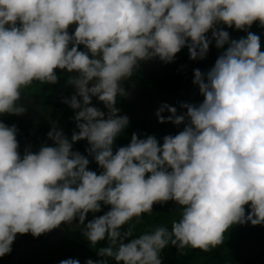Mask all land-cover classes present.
Segmentation results:
<instances>
[{
    "label": "clouds",
    "instance_id": "9594fccd",
    "mask_svg": "<svg viewBox=\"0 0 264 264\" xmlns=\"http://www.w3.org/2000/svg\"><path fill=\"white\" fill-rule=\"evenodd\" d=\"M254 22L264 27V0H0V115L23 114L25 90L55 84L60 70L75 73L74 94L63 102L79 129L69 140L53 122L52 146L21 156L16 126L0 122V257L17 234L39 237L74 221L92 247L107 243L100 259L85 264H163L169 245L209 252L234 225H264V51L249 31ZM220 25L247 35L231 39ZM213 41L223 53L206 73L194 69L203 101L182 104L181 115L167 104L155 113L183 130L162 144L133 133L114 152L129 126L118 99L140 63H171L184 47L202 60ZM93 97L107 113L92 106ZM85 139L99 174L73 151ZM169 201L181 210L170 230L157 226L133 238L130 222ZM102 205L110 210L86 223Z\"/></svg>",
    "mask_w": 264,
    "mask_h": 264
},
{
    "label": "trees",
    "instance_id": "16d2710c",
    "mask_svg": "<svg viewBox=\"0 0 264 264\" xmlns=\"http://www.w3.org/2000/svg\"><path fill=\"white\" fill-rule=\"evenodd\" d=\"M219 27L228 31L231 39H240L247 35L246 32L228 28L225 25ZM254 34L259 35L261 41V51H264V27H260L258 22H254L249 29ZM211 37V33H208ZM227 45L225 46V48ZM225 49H215V42L210 45L209 52L205 59L199 60L198 63L185 75H172L170 82L160 83L151 80L142 75H134L132 80L136 84L139 93L142 95L151 94L158 98V102L173 101L179 103V108H183L182 104L187 103L192 88L195 85L194 69H199L202 73H206L209 65L215 63L219 55L223 53ZM211 52V53H210ZM58 81L55 84H41L34 82V84L25 90V96L37 98L43 102L51 103L54 110V118L59 127L64 131L65 135L71 140L73 132L79 131L76 127V121L74 119L75 111L71 109L64 102H53L56 98L59 88L68 80V73L57 70ZM92 106L95 104L92 101ZM117 106L120 108V115H127L129 118V126L120 134L116 141L117 145L127 146L130 143L131 135L133 133L138 134L140 138H144L145 135H153L156 137L160 144L163 143V137L166 135L152 122L147 121L141 115L135 113L131 100L127 97H121L118 99ZM0 122L5 123L7 126L15 125L17 128V140L19 146L38 151L42 145L52 146L53 142L48 138L47 133L51 130L52 125H44L36 121H29L26 119H20L15 116L9 118H1ZM89 147L87 140H79L73 143V151H79L82 155L86 156L89 163V170L97 172L99 174L102 169L98 166L95 160L88 156L86 149ZM110 210V206L102 205L100 212L92 214L89 213L86 220L95 216H100ZM181 210L173 201H169L164 205L156 204L153 207V212L148 214L146 218L139 222L132 221L130 224L133 229V238L139 235L149 232L157 226H164L171 228L173 220L180 218ZM127 229L125 226L124 230ZM18 235V234H17ZM248 245V247H247ZM101 246H107L106 242H101L95 247H92L89 243H79L77 248L69 253L66 257L48 261L45 264H59L63 259L75 258L80 261V264H85L87 259L97 260L98 250ZM264 247V225L253 226L251 223L234 225L228 233L225 234V242L222 245L217 246L215 249H211L209 252H203L200 249L185 248L183 250L177 249L175 246H171L168 250L161 252V258L163 264H264V250L260 253L256 252L254 247ZM110 264L114 262L110 261Z\"/></svg>",
    "mask_w": 264,
    "mask_h": 264
},
{
    "label": "rangeland",
    "instance_id": "374dc122",
    "mask_svg": "<svg viewBox=\"0 0 264 264\" xmlns=\"http://www.w3.org/2000/svg\"><path fill=\"white\" fill-rule=\"evenodd\" d=\"M74 29L75 25L70 26L69 33L72 34ZM215 49L217 48L215 47ZM79 50L84 51L85 49L81 45ZM198 61L199 60H191L189 58L188 48L184 47L176 54L174 61L171 63L165 64L158 57H153L147 61L141 62L139 69L134 71L133 76L142 75L151 80L167 84L170 82L172 75L182 76L187 74L198 63ZM212 66H214V64L209 65L207 71ZM68 74V80L59 88L56 98L53 99L54 103L70 99L71 95L74 94L75 89L70 83V79L73 75H75V73ZM132 78L124 82V87L128 92L127 97L131 100L135 113L141 115L147 121L152 122L165 134H174L182 131L184 124L177 126L171 122L160 123L155 113L162 104L176 107L177 115L184 114L186 109L179 108V103L177 104L173 101L159 103L158 98L151 94L142 95L139 93L140 91L137 89V86L133 82ZM203 99L204 97L200 94L198 85L195 84L187 103L198 105L203 101ZM92 101L95 104V107L107 113V109L104 104L96 97H93ZM21 104L26 108V111L23 114L16 115V117L32 122L36 121L44 125H52L53 122H56L54 118V114L56 115V113H54V106H52L51 103H46L37 98L24 95L21 99ZM169 114L170 113L167 111L162 113L164 116H168ZM11 116H15V114L0 115V120L1 118L7 119ZM119 147L120 145L114 143V152ZM26 149L28 148L25 146H19L18 150L21 156H23ZM29 150L37 152L34 151L33 148H30ZM248 211L249 209L246 206V214ZM146 217L147 215H145L142 219ZM91 219H93V216L85 222L87 223V221ZM133 221L137 222L136 220ZM77 223V221H74L72 226H65L62 224L61 227L53 229L48 233L41 234L39 237H34L30 233L18 234L11 246V253L0 257V264H45L48 261L66 257L77 248L79 243H88L82 235L83 226L77 225ZM171 246L172 245L166 247L164 251L168 250ZM254 248L257 253L264 250L263 246H256Z\"/></svg>",
    "mask_w": 264,
    "mask_h": 264
}]
</instances>
